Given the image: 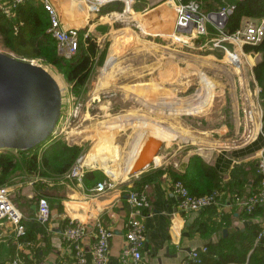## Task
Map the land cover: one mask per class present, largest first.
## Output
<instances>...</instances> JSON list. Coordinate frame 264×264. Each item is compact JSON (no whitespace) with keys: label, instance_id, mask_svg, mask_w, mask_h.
<instances>
[{"label":"crops","instance_id":"obj_1","mask_svg":"<svg viewBox=\"0 0 264 264\" xmlns=\"http://www.w3.org/2000/svg\"><path fill=\"white\" fill-rule=\"evenodd\" d=\"M49 2L63 28L80 32L85 26L91 29L98 24L97 20H101L99 13L87 12L82 0ZM118 5L121 3L109 6L115 8ZM146 5L145 0H136L133 4L132 10L135 8L136 12L130 18L135 27L144 29L145 37L149 38L174 35L176 14L172 3ZM112 15L114 13L108 16ZM249 114L256 115V122L253 129H246H251V135L243 140L229 141L225 137H214L213 132H196L195 136L191 134L196 140H188V143H196L197 151L180 149L181 145H163L154 162L133 175L126 173L129 158L119 162L116 177L110 162L107 167L95 161L86 163L89 150L82 156L84 175L79 182L67 179L65 174L52 177L26 175L24 182L3 186L21 215L23 234L19 235L9 221H0V264H9L15 254L27 264H74L72 252L62 239V231L69 220L86 228L81 243L86 264H91L89 252L96 223L112 233L106 264H123L120 255L125 245L128 216L126 196L135 190H143L149 200V208L140 218L145 228L141 252L146 264H184L191 252L208 245H228L224 254L241 255L256 227L261 228L264 221L260 207L250 216L245 212V202L258 186V166L264 164L263 110L260 106L257 113L250 111ZM53 138L52 135L47 144ZM199 162L211 170L203 175L196 165ZM175 178H181V181L185 178L195 194H204L218 183L221 191L218 204L198 212L180 211L177 198L169 194ZM100 181H107L110 187L95 195L93 188ZM38 198H44L49 206V218L43 226L36 221Z\"/></svg>","mask_w":264,"mask_h":264},{"label":"rangeland","instance_id":"obj_2","mask_svg":"<svg viewBox=\"0 0 264 264\" xmlns=\"http://www.w3.org/2000/svg\"><path fill=\"white\" fill-rule=\"evenodd\" d=\"M202 3L207 6L204 12L221 6L216 0ZM122 11L123 7L121 11L113 8L114 15L108 13L107 20L99 13L97 25L78 32L82 43L90 39L97 47L93 69L82 87L67 83L57 66L40 59L22 60L44 69L58 86L60 116L52 134L56 140L79 148V156L90 150L86 163L95 161L107 167L110 162L117 177L119 162L130 158L143 133L161 136L163 148L181 145L180 149L192 152L198 147L188 140L195 141L196 132H213L214 137L229 141L251 135V129H246H253L256 115L249 112L262 108L261 88L253 72L259 54L245 52L244 46L227 45L237 55L234 62L225 50L214 46L221 36L210 28L204 38L183 34L145 37ZM134 35L139 36L138 42L130 39ZM0 53L16 59L1 43ZM99 126H112L118 132L95 144L88 139L72 141L75 135ZM8 153L17 156L14 150ZM25 180L26 174L18 169L6 185Z\"/></svg>","mask_w":264,"mask_h":264},{"label":"built area","instance_id":"obj_3","mask_svg":"<svg viewBox=\"0 0 264 264\" xmlns=\"http://www.w3.org/2000/svg\"><path fill=\"white\" fill-rule=\"evenodd\" d=\"M41 3L44 11L47 13L49 26L47 33L55 41L56 53L58 56L69 59L76 53L79 40L78 31L71 28H63L52 8L49 0H0V14L6 17L13 16L14 9L26 2ZM223 4L217 11L203 12L195 1L182 2V0H145L146 6L152 7L159 4L170 2L173 5L176 21L175 34L192 36L193 38H204L208 35V24L213 26L219 33L221 39L214 42V46L221 47L230 56L234 62H237V55L230 53L225 46H257L264 38V17L257 20H245L240 29L233 34H225L224 26H219L208 21L209 14H228L231 13L227 5L228 0H218ZM88 13L97 14L101 7L121 3L123 6L122 15L131 19L133 16L132 7L136 0H82ZM221 21V19H219ZM237 64V63H236ZM257 173L260 177L258 186L252 192L245 202V212L252 214L257 207H260L262 218L264 219V164L258 166ZM84 175L83 157L78 156L65 172L69 180L81 181ZM110 187L107 181L98 182L93 188L94 194L103 193ZM169 194L178 200V208L182 212H198L211 206H216L220 200L219 192H211L207 195H191L179 180L171 182ZM128 207V216L126 221V230L124 234L125 245L121 251L120 260L123 264H146L142 256V244L145 241V228L140 220L143 212L149 208V200L143 190L130 191L126 196ZM36 221L40 225H45L49 218V206L44 198H38L36 201ZM7 220L15 227L19 235L23 234V228L20 225L21 215L14 208L4 187L0 188V221ZM86 236V228L83 224L74 221H67L62 231V239L72 252L74 264H86V258L82 249V241ZM112 237L111 231L95 224L94 239L90 246L91 264H106L109 241ZM264 239V221L256 237V242ZM205 252V248L193 251L189 259L197 261L198 253ZM9 264H27L15 254Z\"/></svg>","mask_w":264,"mask_h":264},{"label":"trees","instance_id":"obj_4","mask_svg":"<svg viewBox=\"0 0 264 264\" xmlns=\"http://www.w3.org/2000/svg\"><path fill=\"white\" fill-rule=\"evenodd\" d=\"M188 1L198 3L203 12L207 7L202 3L205 0H182L184 3ZM216 1L220 3L218 0ZM220 4V7H222L223 4ZM109 5L111 4L101 7L98 13H111L113 7ZM227 5L231 9V13L223 28L225 34H233L238 31L247 19L257 20L264 17V0H228ZM115 8L121 11L122 4ZM48 26V16L42 5L26 2L17 6L11 17L0 14V43L16 59L21 61L40 59L59 67L67 83L75 87H82L87 82L93 69V59L97 51L95 42L85 39L82 43L79 39L75 55L69 59H64L56 53L55 41L46 32ZM207 26L213 29L209 24ZM244 50L261 56V59L254 66L253 72L257 85L261 88L259 98L262 102V119L264 122V38L259 45L254 47L244 46ZM0 152H3L0 153L1 188L7 184L11 174L18 169L23 170L28 176H61L79 156L80 149L75 146L68 147L63 142L53 138L49 144L46 142L28 151L16 152L17 156L8 153V150ZM192 161L196 162V159H192ZM196 165L199 166L203 175L206 174L205 171L208 169L211 170L201 162ZM185 175L186 173L182 177ZM174 180L181 181V178H175ZM181 182L191 195L201 196L215 191L221 193L218 183L215 184L213 189H209L204 194H195L193 187L188 184L185 178ZM259 231L260 228L256 227L252 239L250 237L251 240L248 246L243 249L241 255L231 252L224 254L227 250L225 248H229L228 245H220V247L208 245L205 247V252L198 253L197 261L188 258L184 264H264V239L255 242Z\"/></svg>","mask_w":264,"mask_h":264},{"label":"water","instance_id":"obj_5","mask_svg":"<svg viewBox=\"0 0 264 264\" xmlns=\"http://www.w3.org/2000/svg\"><path fill=\"white\" fill-rule=\"evenodd\" d=\"M229 14L207 18L225 26ZM60 107L58 86L44 69L0 53V151L23 152L48 142ZM161 147L160 139L146 138L133 159L134 174L150 166Z\"/></svg>","mask_w":264,"mask_h":264},{"label":"bare ground","instance_id":"obj_6","mask_svg":"<svg viewBox=\"0 0 264 264\" xmlns=\"http://www.w3.org/2000/svg\"><path fill=\"white\" fill-rule=\"evenodd\" d=\"M141 31H143V36H146L147 33L142 29ZM172 32V30H171ZM150 36H154V34H150ZM164 37V36H163ZM166 37V36H165ZM130 39H133V40H136L137 42L139 41V36H130ZM204 99V98H203ZM202 102V101H201ZM130 119V118H129ZM129 121V120H128ZM126 125V124H125ZM135 125V124H134ZM100 128H94V129H86L84 132H82L81 134H77L73 137L72 141H76V140H85V139H88V140H91L93 141L92 143H99L105 139H108V138H112L113 135H115L117 131L116 128H112V126H99ZM114 130V131H112ZM150 133V132H149ZM150 135H153V134H147V133H143L142 136L139 138L140 140L144 141L146 138L148 137H151ZM161 137V136H160ZM159 137V138H160ZM156 138H158L156 136ZM162 139V138H161ZM160 139V140H161ZM141 141V142H142ZM140 142V143H141ZM138 144L136 145L135 150L133 151V153L131 154L130 158H129V163L126 167V173L127 175H133L134 174V168L132 166V162H133V159L135 158V155L137 154L138 150H139V147L141 144ZM137 144V143H136Z\"/></svg>","mask_w":264,"mask_h":264}]
</instances>
